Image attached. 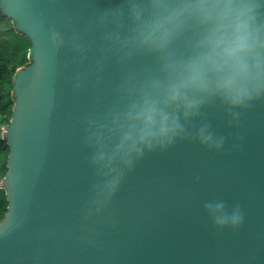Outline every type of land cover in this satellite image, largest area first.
<instances>
[{
    "label": "water",
    "instance_id": "95a60500",
    "mask_svg": "<svg viewBox=\"0 0 264 264\" xmlns=\"http://www.w3.org/2000/svg\"><path fill=\"white\" fill-rule=\"evenodd\" d=\"M0 11L30 43L0 264H264V0Z\"/></svg>",
    "mask_w": 264,
    "mask_h": 264
},
{
    "label": "trees",
    "instance_id": "16d2710c",
    "mask_svg": "<svg viewBox=\"0 0 264 264\" xmlns=\"http://www.w3.org/2000/svg\"><path fill=\"white\" fill-rule=\"evenodd\" d=\"M28 38L14 29L11 19L0 11V127L9 124L14 99L12 94V78L19 67L29 63ZM9 146L0 135V222L7 212L8 202L5 190L1 186L6 172Z\"/></svg>",
    "mask_w": 264,
    "mask_h": 264
},
{
    "label": "rangeland",
    "instance_id": "374dc122",
    "mask_svg": "<svg viewBox=\"0 0 264 264\" xmlns=\"http://www.w3.org/2000/svg\"><path fill=\"white\" fill-rule=\"evenodd\" d=\"M4 127H0V135L3 136Z\"/></svg>",
    "mask_w": 264,
    "mask_h": 264
}]
</instances>
